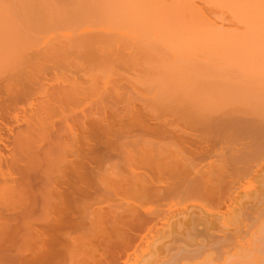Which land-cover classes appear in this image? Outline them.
Masks as SVG:
<instances>
[{"label":"rangeland","instance_id":"374dc122","mask_svg":"<svg viewBox=\"0 0 264 264\" xmlns=\"http://www.w3.org/2000/svg\"><path fill=\"white\" fill-rule=\"evenodd\" d=\"M23 41L25 42V44L23 42L18 48L20 51L21 47H23V44V48L28 46H25L27 44V40ZM117 45L119 46L116 47L115 44L114 46H111V50H117L123 46L121 43H118ZM111 47H107L108 49H104L103 53L98 52V56H102V58H97V55L95 56L94 54L97 53L95 51L93 53L94 55L92 54L93 57H91V53L93 52L91 50L81 51L77 49H69V53H66L67 51L65 53L64 51L63 53H61V51V55L58 54L57 57L56 55H52L51 57L45 56V58H48H46L47 60H45V58H42L41 54V56L35 57L34 60H31V62L25 66L24 64H22V62H20L24 67H20V63H16L19 67L13 68L14 65H11L12 61L9 62L7 60V62L11 63L9 64L11 68L7 67L9 69L8 70L7 68H2L3 64L1 63L0 149L2 150V158H0V195L2 196V199H0V202L3 201L4 204L0 206V264H33L35 262V264H198L200 262V264H212V261V263L207 262L209 260H215L216 262H218L221 260L222 255L226 252L225 249H227L228 252L229 248L230 252L233 250L232 247H237V241L235 240L236 237L234 234H239L240 231L238 232L237 228L233 226L232 222H230V224L232 223V227L228 226L230 228L228 229V227H226L222 223L223 216L224 222H226L228 216V221H232V219L234 218V216L232 217L233 214L236 215L237 213H247L251 211L249 218L250 221V219L252 220L255 217V214L252 215L255 209H264V128L261 129V127H259L260 129H257L256 125L250 127L251 124H247V121H245L244 119L243 120L245 122H243L242 119V121H239V119L238 122H233V124H226L228 126H225V124H221L222 127L218 125L220 128L218 126L214 127L215 130L213 128H209L207 130L205 128L202 129L198 125V119L201 117L200 115H203V113H217L231 106L230 103H232L233 106L237 107V104L235 105L233 101L240 100L241 98H239L238 96H234L229 97L230 100L226 98L224 99L219 95V93L222 92L221 90H224L225 92L231 90L234 91V93L239 94L240 91L246 89V92L248 91L250 93L251 91L256 89L255 85L259 84L257 83V81H259L260 83H262V81L264 82V69L261 70L262 72L260 76H256L258 72H253L257 71L255 69L257 66L254 67L256 63L253 65H240L241 68L240 66L234 67L227 66L225 64H223L224 66L222 64L216 65L217 69H219L220 67V72L219 70L214 69L216 68V66L214 67L210 65L214 69L212 70L208 64V66H204L203 64L202 66L200 65L192 69L191 67L186 69V67L181 66V69L180 67L178 68V70L176 69L177 73L173 71L175 70V68H171L170 73L172 72V74H177L176 76H178V82L176 83L175 81H172L168 78L170 80L169 82V80L166 79V81L169 82L168 84L166 82L168 88L170 89V85L172 87V90L170 89V91L167 86L162 84V82L159 83L160 81L153 80L155 79H152L153 76L150 77L152 81L149 80V78L147 79V76H151V74H153V71H147L151 74L148 73L145 78L146 71L143 72V70L145 69H137L140 67L139 64H141L142 62L140 61V63L138 64L136 62H138V59L144 54H138V52H134L135 55L134 53L133 55L131 54V59L130 54L127 53V51H123V49H121L119 51L117 50V53L115 50L114 52H112V54L114 53L112 55L110 53ZM30 51L31 50L28 49L25 54H33H30ZM209 52L210 53L204 54V56L209 57L214 55L213 52ZM118 53L121 55H119ZM125 53H127L130 58L129 56L125 55ZM164 53L169 56V52ZM239 53L237 54L241 56H250V54H257L248 51H240ZM16 54L18 53H15L14 55ZM187 55L189 60H192V58H194V56L190 53H187V51L181 52V58H183V60L188 59L186 58ZM126 56L128 58H125ZM10 57L12 56L10 55ZM66 57L69 60H64V58ZM90 57L91 59L95 58L96 62V59H106L104 67H102L99 62L97 63V65L99 64V67H96V64L93 65L92 61L91 63H89V60H91ZM109 59H115L117 62L115 60L111 62ZM142 59L143 57L140 58V60ZM147 59H149V57H147ZM49 60L52 61L50 62ZM109 61L111 62L110 64ZM133 62L135 63V65H133ZM6 64L8 65V63ZM136 64L139 67H137ZM126 65L130 66L129 69ZM105 66L109 68H106ZM54 67L58 68L55 69ZM89 67L94 69H91ZM207 67L209 69H207ZM97 68H100L101 71ZM102 68H104V70H102ZM205 68L207 71H205ZM224 68L226 69L225 71ZM229 68L230 71H228ZM89 69L91 73L90 78V74L88 73ZM14 70L16 72H14ZM158 70H155L154 72L156 73ZM161 70H164V72H160ZM161 70L159 71L158 76L163 75L164 77L166 74V69L161 68ZM169 70L167 71L169 72ZM180 70H183L185 72ZM179 71L182 73V78L185 82L179 79L181 78V73H179ZM226 71L229 75L225 73ZM99 72H101V74H99ZM140 72L145 74H142ZM197 72L200 74H198ZM201 72L205 73L204 75H206L207 78H205L206 76L203 77V73ZM137 73L140 75H138ZM187 73L190 74L188 75ZM142 75L145 78L143 81L144 86L141 83L140 79ZM185 75L189 79L185 77ZM194 75H196L197 77L195 76L194 78ZM16 76L17 78L15 79ZM129 77L133 78L130 79ZM163 77L161 76V78ZM184 77L187 79H184ZM92 79L93 82H90L92 81ZM222 80L224 81V83L222 82ZM233 81L234 83L232 84ZM247 81L251 83L250 86L249 82L246 84ZM225 82H227V84ZM254 82L257 84L252 86ZM92 83L93 85L95 84L97 86H93ZM139 83L141 84L139 85ZM198 83H200V85ZM241 83L245 85L242 86ZM177 84H179V87ZM142 86L144 88H142ZM159 86L162 88L159 89ZM205 86L206 88H204ZM211 86H213L214 88ZM246 86H249L250 88ZM4 87L6 88L4 89ZM121 87L126 91H123ZM126 87L128 88V90ZM156 87H158L159 90L168 89L167 92H172V95L176 92L175 95L177 96L174 95L172 97H174L175 103H178L180 106L178 104H174V100L171 97L170 100L172 101V103L171 101H169V105H171V108L169 107V105H165L164 107L162 101L158 102V104L156 103L158 105L157 107V105H155L156 100L154 101L152 99L153 97H151L152 94H150V92H153L154 94V91L152 90H158ZM241 87H244L243 90ZM10 88L13 89V91ZM16 88H18L19 91ZM179 88L180 90H178ZM194 88L196 89L194 90ZM257 88H259V86ZM6 89L7 91H5ZM90 89H92L91 91L93 92H91ZM106 89H108V94L107 91H105ZM209 89L211 90V92ZM8 90H11V92H9ZM69 90H72L73 92H68L70 95H73H71V98H73L74 100L76 98H79L77 99V101L71 99L69 97V94L67 95V91ZM159 90L157 92H159ZM87 91L88 94L86 93ZM94 91L97 92L95 93ZM201 91L204 93H202ZM13 92H15L16 94ZM64 92L66 93L67 97L64 98L63 96L65 100L61 99L62 95H65ZM76 92L81 95H79L78 97V94ZM258 92L262 93L261 90L259 91V89ZM52 93H55L54 96H57L58 98V94H62L60 95V99H57L58 102L57 100L55 102L53 101L54 97H52ZM145 93L147 94L145 95ZM208 93L211 96H209ZM121 94L122 96H120ZM123 94L125 95V97ZM190 94L191 98L189 96ZM109 95H112L115 102H112L110 98H108L110 97ZM180 95H182V98H180ZM184 95L189 101L188 106V101L185 99ZM25 96L27 97V99ZM85 96H88L87 100ZM127 96L130 98L127 99ZM143 96L144 98L146 96L151 97L152 100H150L153 102H149V99L145 100L144 102ZM122 97H124V99ZM175 97L178 98V100H182V104L180 103V100L179 102H176L177 99ZM183 98L185 99L186 105H184L183 103ZM87 101H90L91 103ZM101 101L103 104L106 102L109 105L107 106L106 103L102 105ZM191 101L193 104L191 103ZM125 102L127 103L125 104ZM169 102L167 101V103ZM110 103L113 105H111ZM164 103H166L165 100ZM49 104L51 107L49 106ZM70 104H73V106H75L73 107ZM173 104L174 106H172ZM225 104L227 106L224 108ZM45 105L48 106L46 107ZM56 105H59V107ZM104 106L105 108L107 107V109H105ZM262 106V104L257 105L258 108H263ZM204 107L206 108L204 109ZM219 108L221 109L219 110ZM45 109H47V112ZM52 109L54 111H52ZM201 109L207 111L203 112V110ZM209 109H212L211 112L209 111ZM75 111H77L78 113H76ZM93 111L95 113H93ZM192 111L194 112V115L196 114V117H193L194 115H191L193 113ZM34 112H37V114ZM45 112L47 114H45ZM50 112H52V114ZM188 112H190V116H188ZM84 114H86V117L84 116ZM36 115H38V118H36ZM95 116L96 118L101 117L100 119H103L104 123L106 122V119L110 121V119L112 118L111 120L113 121V123H115L112 127L113 131L112 133H110V135L109 133L100 131L101 128L97 130V128H94L92 126L90 127V121H92L93 118L96 119ZM47 117H49V119H47ZM37 119L40 120L38 121ZM29 121H32V123H30ZM34 123L37 125H34ZM166 125L168 126L167 128L165 127ZM147 126H149L150 128L161 127L167 132L165 131L164 133H162V135L157 134L154 131H150L149 129L147 130ZM188 126H190L191 128ZM168 128L172 131L170 130V132ZM30 130H32L33 132ZM26 134H28V137ZM179 137H183V139H188L190 137L191 138L185 140V142L187 143L186 144L184 141H179L181 140L179 139ZM16 139H18V141L21 140L22 144L21 146H19L21 149L23 148L22 153H19L18 149L16 148ZM26 140L28 144L27 142H25ZM261 141L263 143H261ZM181 142H184V144H182ZM188 143L189 146H187ZM260 144L263 145V149L260 148ZM23 145H25V147ZM148 148H151L152 150H149ZM147 152L148 154H146ZM160 152L163 153L161 154L162 156L160 155ZM149 154L151 155V157L149 156ZM12 155H16V160L13 162L9 159L10 157H12ZM51 159L53 162L51 161ZM82 162L84 163L81 164ZM55 163H57V165H55ZM225 164H227V166ZM59 165L62 167H60ZM217 165L220 166L217 167L218 170L216 168L212 171V169ZM72 166L77 169L79 167V170L81 169L80 171L84 173V177L87 175L83 179L82 183L79 179L76 178L74 174L76 170H74V168L72 169ZM188 166H190V168ZM206 167H209V169H205ZM243 167L245 170L247 168L248 171H245ZM67 168L69 169V174L67 173ZM228 169H230L231 174ZM241 169L246 173L242 172ZM221 171H223L224 177L223 175H221ZM96 173L99 174V177ZM134 173H136L135 175L137 176H135ZM228 174L231 176H229ZM69 175H71V178H69ZM102 175L103 177H107L105 179L106 181H104ZM117 176H119L121 179H119V177ZM64 177H68L67 181ZM203 177L206 178L203 179ZM214 177L216 179L218 177L221 178L222 180L218 178L221 181L217 179L219 182H221V184ZM99 178L101 180H99ZM134 178H137V180ZM97 179L99 181H97ZM212 179L214 181L216 180V183H219V185L217 184L218 186L215 185L214 182H212L213 184L211 183L213 186H217V189L219 191L215 189L216 191L214 190L213 192L210 190V188H207L209 187L208 185L204 186L205 183L207 184L208 182L213 181ZM68 180H71L74 183L78 182V184L74 185L76 187V190L78 186L82 188H79V190L75 191L76 193L74 194L76 196H67L69 199L64 194H61L63 191L65 192L68 189L66 187L68 186ZM126 180L127 182H125ZM196 181L197 183L200 182V184H203L201 185V187H205L208 190H203V188L201 189L200 186L195 187L194 184L197 185V183L194 182ZM145 185L148 186V189L149 187H152L151 189L153 190V192L152 190L151 192L147 191V187ZM64 186L66 187V189L63 190ZM106 186L108 187V189L106 188ZM190 186L191 188H193L191 189ZM198 187L200 188L198 189ZM232 190L235 191L233 192ZM237 190L239 196H235V194H237ZM259 209H257L256 211H258ZM225 214L227 215L226 219ZM202 218L204 220H201ZM231 231L235 233H232ZM226 233L227 235H225ZM244 234L247 235L246 232L242 230V235L244 236ZM222 251L224 253H222ZM210 252L211 254L213 253L212 256L210 255ZM206 255H210L211 257L208 258L206 257ZM34 259L35 261L31 262ZM150 259L151 262L149 261ZM25 260L26 262H23Z\"/></svg>","mask_w":264,"mask_h":264},{"label":"bare ground","instance_id":"6f19581e","mask_svg":"<svg viewBox=\"0 0 264 264\" xmlns=\"http://www.w3.org/2000/svg\"><path fill=\"white\" fill-rule=\"evenodd\" d=\"M23 40H27V44L24 47L25 42ZM24 42L23 47H21V51L18 49L21 44ZM118 43H121L123 46L121 47L120 45V49H117L118 51L123 49V51H127V53L133 55V53H137L138 54H144L143 57V61L140 60V57L138 60V62H136L137 64L140 63V61L142 62L137 69L143 68L145 70H143L142 74H145V78L146 76L149 74H151L150 72L147 71H153V74H151V76H147V79L149 78V80L152 81L153 80H157L160 81L159 83L162 82L163 85H166V79H170L172 81H175L176 83L178 76H176L175 74H172L171 68H175L178 70V68L181 66L186 67L187 68H196L198 66H202L204 64L205 65H211V66H216V65H227V66H240V65H247V64H255V66H257L255 69L257 71H253V72H258L256 74V76H260L261 74V70L264 69V0H0V68H1V63L4 65H2V68H11V65H14L13 68L15 67H21L23 66L22 64L28 65L31 60H34L35 57L37 56H41L42 54V58H45V56L47 57H51L52 55L57 57L58 54L61 55V53H69L70 50L72 49H77V50H91L93 51L91 53V55L95 52H99V53H103V50L106 49L107 47H111L114 46V44L116 45V47H118L119 45H117ZM27 48V49H26ZM114 48V47H113ZM25 49V50H24ZM30 49V54L31 55H26L25 52H27V50ZM70 49V50H69ZM108 49V48H107ZM112 47L110 48V53L112 54V52H114L116 49H114L113 51L111 50ZM16 50V51H15ZM34 50V51H33ZM116 50V53H117ZM14 51V52H13ZM24 51V52H23ZM62 51V52H61ZM190 53L194 56V58H192V60H189L188 55L186 58L188 59H184L181 58V52H186ZM209 51L213 52L214 55L213 56H209L206 57L204 56V54L206 53H210ZM240 51H248V52H252V53H257L254 55L250 56H241L239 55ZM61 52V53H60ZM73 52V51H72ZM71 52V53H72ZM121 52V51H120ZM164 52H169V56L166 55V53ZM13 53V54H11ZM15 53H18L16 55H14ZM94 53L95 56L97 55V58H102V54L100 55L101 57H99V53ZM108 53V52H107ZM109 53V54H110ZM115 53V54H116ZM127 53H125V55L129 56ZM134 53V55H135ZM239 53V54H237ZM22 54V55H21ZM29 54V53H27ZM93 54V55H94ZM114 54V53H113ZM112 54V55H113ZM119 54V53H118ZM123 54V53H122ZM137 54V55H138ZM168 54V53H167ZM229 54V55H226ZM247 54V53H246ZM10 55L12 57H10ZM19 55V56H18ZM44 55V56H43ZM50 55V56H49ZM93 55L91 57H93ZM121 55V54H119ZM166 55V56H165ZM183 55V54H182ZM16 56V57H15ZM65 56V55H64ZM63 56V57H64ZM67 56V55H66ZM69 56V55H68ZM88 56V55H87ZM125 58H128V57ZM129 56V58H130ZM184 56V55H183ZM46 57V58H47ZM62 57V56H61ZM90 57V59H91ZM138 57V56H137ZM146 57V59H145ZM147 57H149V59H147ZM13 58V59H11ZM45 58V60H47ZM54 58V57H53ZM67 58V57H66ZM64 58V60H69L68 58L66 59ZM136 58V57H135ZM151 58V59H150ZM56 59V58H55ZM54 59V60H55ZM72 59V58H71ZM93 59V60H92ZM91 60H89V63H93L96 64V67H99V64L97 65V63L99 62L100 65L102 67H104L105 65V60L106 59H96L97 62L95 61V58H92ZM132 59V56H131ZM7 60L9 62H7ZM53 60V61H54ZM101 60V61H99ZM103 60V61H102ZM110 60V59H109ZM115 60V59H113ZM113 60H110L111 62H113ZM117 60V58H116ZM115 60V61H116ZM128 60V59H126ZM5 61V63H4ZM50 61V60H49ZM47 61V62H49ZM52 61V60H51ZM50 61V62H51ZM74 61V60H73ZM86 61V60H85ZM108 61V60H107ZM109 61V64L111 63ZM121 61V59H120ZM131 61V60H130ZM22 62V64L20 63ZM55 62V61H54ZM95 62V63H94ZM104 62V63H102ZM117 62V61H116ZM126 62V61H125ZM135 62V61H134ZM133 62V63H134ZM8 63V65L6 64ZM20 63V65L18 66L17 64ZM130 63V62H129ZM71 64V63H70ZM114 64V63H113ZM119 64V63H117ZM116 64V65H117ZM121 64V62H120ZM124 64V62H123ZM122 64V65H123ZM128 64V61H127ZM131 64V63H130ZM129 64V65H130ZM6 65V66H5ZM16 65V66H15ZM89 65V64H88ZM107 65V64H106ZM115 65V66H116ZM135 65V63L133 64ZM143 65V66H141ZM207 65V66H208ZM23 66V67H24ZM32 66V65H31ZM51 66V65H50ZM55 66V65H54ZM109 66V65H108ZM127 66V65H126ZM210 66V67H211ZM224 66V65H223ZM22 67V68H23ZM56 67V66H55ZM54 67V68H55ZM92 67V64H91ZM89 67V68H91ZM106 67V66H105ZM128 69L130 66H127ZM250 67V66H249ZM7 68V69H8ZM12 68V69H13ZM58 68V67H57ZM55 68V69H57ZM109 68V67H106ZM114 68V67H113ZM160 68V69H159ZM162 69H166V74L163 77V75L158 76L159 71ZM223 68V67H222ZM227 68V67H225ZM224 68V71L226 70ZM239 68V67H237ZM241 68V66H240ZM253 68V67H252ZM11 69V70H12ZM21 69V68H20ZM19 69V70H20ZM32 69V68H31ZM35 69V68H34ZM86 69V68H85ZM94 69V68H91ZM100 70V68H97ZM112 69V68H111ZM125 69V68H124ZM127 69V70H128ZM159 69V70H158ZM170 69V70H169ZM198 69V68H197ZM201 69V68H200ZM199 69V70H200ZM207 69H209L207 67ZM212 70L217 69L216 68H212ZM244 69V68H243ZM248 69V68H247ZM9 70V69H8ZM102 70H104V68H102ZM110 70V69H108ZM121 70V69H120ZM136 70V69H134ZM141 70V71H142ZM155 70H158L156 73L154 72ZM169 70V72L167 71ZM185 70V69H184ZM203 70V68H202ZM201 70V71H202ZM223 70V69H221ZM233 70V69H232ZM251 70V69H249ZM17 71V69H16ZM14 70V72H16ZM25 71V70H24ZM34 71V70H33ZM88 71V70H87ZM101 71V70H100ZM106 71V69H105ZM126 71V70H123ZM183 71V70H180ZM179 71V73H181ZM205 71L206 68H205ZM230 71V68L229 70ZM234 71V70H233ZM246 71V70H245ZM2 72V71H1ZM21 72V71H20ZM64 72V71H62ZM111 72V71H110ZM133 72V71H132ZM137 72V71H136ZM135 72V73H136ZM160 72H164V70H161ZM185 72V71H183ZM189 72V71H188ZM192 72V71H190ZM195 72V71H193ZM204 72V71H203ZM201 72V73H203ZM211 72V71H209ZM220 72V70H219ZM223 72V71H222ZM221 72V74H222ZM238 72V71H237ZM236 72V73H237ZM243 72V71H242ZM252 72V71H251ZM7 73V72H6ZM23 73V72H22ZM29 73V72H28ZM57 73V72H55ZM89 78L91 76L90 73V69L88 72ZM87 73V74H88ZM104 73V71H103ZM102 73V74H103ZM134 73V74H135ZM177 73V72H176ZM198 73V72H197ZM226 74L227 71L225 72ZM224 73V74H225ZM230 73V72H229ZM250 73V72H249ZM16 74V73H15ZM85 74V73H84ZM99 74H101V72H99ZM138 74V73H137ZM136 74V75H137ZM162 74V73H160ZM188 75L190 73H187ZM194 74V73H192ZM196 74V73H195ZM200 74V73H198ZM205 73L202 74V76H206L204 75ZM213 74V73H212ZM233 74V73H232ZM239 74V73H238ZM247 74V73H245ZM264 74V73H263ZM22 75V74H21ZM26 75V74H25ZM28 75V74H27ZM30 75V74H29ZM80 75V74H79ZM86 75V74H85ZM140 75V74H138ZM170 75V76H167ZM180 75V74H179ZM216 75V74H214ZM229 75V74H228ZM255 75V73H254ZM19 76V75H18ZM33 76V75H32ZM31 76V78H32ZM88 76V75H87ZM93 76V75H92ZM100 76V75H98ZM153 76V77H152ZM161 76L163 78H161ZM196 75H194L195 78ZM201 76V75H200ZM199 76V77H200ZM212 76V75H211ZM233 76V75H232ZM238 76V75H237ZM253 76V75H252ZM264 76V75H263ZM262 76V78H263ZM20 77V76H19ZM139 77V76H137ZM143 77V79H142ZM141 79V83L143 84L144 81V76L142 75ZM152 77V79L150 78ZM181 78H179L180 80L184 81L182 78V73H181ZM185 77H187L185 75ZM184 79H187L185 78ZM192 77V76H190ZM197 77V76H196ZM209 77V76H208ZM218 77V76H217ZM222 77V76H221ZM251 77V76H250ZM17 78V76L15 77V79ZM93 78V77H91ZM124 78V77H123ZM130 78V77H129ZM133 78V77H132ZM130 78V79H132ZM207 78V76L205 77ZM227 78V77H226ZM246 78V77H245ZM243 78V79H245ZM248 78V77H247ZM7 79V78H6ZM19 79V78H18ZM22 79V78H21ZM79 79V78H78ZM121 79V78H120ZM168 79V80H169ZM189 79V78H188ZM210 79V78H209ZM240 79V78H238ZM256 79V78H255ZM261 79V78H260ZM8 80V79H7ZM34 80V79H31ZM91 80V79H89ZM122 80V79H121ZM125 80V79H124ZM169 80V82H170ZM207 80V79H206ZM235 80V79H233ZM250 80V79H247ZM17 81V80H16ZM87 81V80H85ZM97 81V80H96ZM116 81V80H114ZM129 81V80H128ZM134 81V79H133ZM147 81V80H146ZM156 81V82H157ZM164 81V82H163ZM171 81V82H172ZM192 81V80H191ZM199 81V80H198ZM201 81V80H200ZM232 81V80H231ZM245 81V80H243ZM10 82V81H9ZM14 82V81H13ZM21 82V81H19ZM18 82V83H19ZM27 82V81H26ZM93 82V79L92 81ZM108 82V81H107ZM106 82V84H107ZM123 82V81H122ZM121 82V83H122ZM136 82V81H135ZM138 82V81H137ZM149 82V81H148ZM167 82V84L169 83ZM185 82V81H184ZM190 82V81H189ZM193 82V81H192ZM205 82V81H203ZM202 82V83H203ZM216 82V81H215ZM222 82L224 83V81L222 80ZM236 82V81H235ZM249 81L246 82V84ZM253 82V81H251ZM8 83V82H5ZM25 83V82H23ZM31 83V82H30ZM33 83V81H32ZM86 83V82H83ZM118 83V82H117ZM139 83V85L141 84ZM145 83V82H144ZM174 83V82H173ZM182 83V82H181ZM187 83V82H186ZM191 83V82H190ZM201 83V82H200ZM200 83H198L200 85ZM218 83V82H217ZM220 83V82H219ZM227 84V82H225ZM234 83V81L232 82V84ZM240 83V82H238ZM259 83L258 85H255ZM257 83L254 82L253 85L254 86V90L251 91L250 93L247 91L246 89L243 90V88L245 87H241L243 91H240V93L237 95L236 93H234V91H224L221 90L222 92L219 93V95L222 98H226L229 99V97H234V96H238L239 98H241L240 100L237 101H233V103L236 106H233L232 103L231 106H229L227 109H224L222 111L219 112H214V113H203V115H200L201 117H197L198 119V125L200 128L202 129H211L213 128L215 130L214 127H217L218 125L221 126V124H225V126H228L226 124H233V122H238L242 121L243 119L245 121H247V124H251V126L256 125V128L258 129L259 127H261V129L264 128V82L262 81V83H260L259 81H257ZM147 84V82H146ZM145 84V86H146ZM151 84V83H150ZM153 84V82H152ZM155 84V83H154ZM171 84V83H170ZM189 84V83H188ZM194 84V83H193ZM237 84V83H236ZM242 84V83H241ZM250 82H249V86H250ZM37 85V84H36ZM60 85V83H59ZM87 85V84H86ZM93 85V83H92ZM95 85V84H94ZM93 85V86H94ZM116 85V84H114ZM131 85V84H130ZM133 85V83H132ZM131 85V86H132ZM138 85V84H137ZM179 87V84H177ZM176 85V86H177ZM235 85V84H234ZM245 84H242V86ZM92 86V89H93ZM97 86V85H95ZM129 86V85H128ZM136 86V85H135ZM144 86V84H143ZM142 86V88H144ZM149 86V85H148ZM147 86V89H148ZM151 86V85H150ZM162 86V85H161ZM164 86V87H165ZM174 86V85H173ZM195 86V85H194ZM214 86V85H213ZM211 86V87H213ZM224 86V84H223ZM231 86V85H230ZM246 86V87H249ZM251 86V87H252ZM259 86V88H257ZM261 86V87H260ZM9 87V86H6ZM4 87V89L6 88ZM16 87V86H15ZM61 87V86H60ZM59 87V89H60ZM73 87V86H71ZM88 87V86H87ZM106 87V86H105ZM134 87V86H133ZM141 87V86H140ZM160 87V86H159ZM184 87V86H183ZM190 87V86H189ZM196 87V86H195ZM203 87V86H202ZM23 88V87H22ZM89 88V87H88ZM122 88V87H121ZM127 88V87H126ZM152 88V87H151ZM158 89V87H156ZM162 87H160L159 89H161ZM168 88V86H167ZM171 85H170V89H171ZM174 88V87H173ZM181 88V87H180ZM180 88L178 90H180ZM188 88V86H187ZM197 88V87H196ZM194 88V90L196 89ZM200 88V87H199ZM206 88V86L204 87ZM203 88V89H204ZM214 88V87H213ZM232 88V87H231ZM250 88V87H249ZM248 88V89H249ZM11 89V88H10ZM18 89V88H16ZM37 89V88H36ZM83 89V88H82ZM87 89V88H86ZM90 89V91L92 90ZM96 89V88H94ZM123 91L124 88H122ZM153 89V88H152ZM151 89V90H152ZM158 89V90H159ZM166 89V88H165ZM169 89V88H168ZM167 89V90H168ZM169 89V90H170ZM190 89V88H189ZM236 89V88H235ZM261 90L262 93L258 92ZM13 91V89H11ZM11 90H8L9 92H11ZM15 90V88H14ZM26 90V89H25ZM63 90V89H62ZM75 90V88H74ZM73 90V91H74ZM77 90V89H76ZM85 90V89H84ZM108 89H106L105 91H107ZM115 90V88H114ZM128 90V88H127ZM138 90V89H137ZM142 90V89H141ZM157 90V91H158ZM167 90H159V92L155 90L154 94L153 92H150V94H152L151 97H153L152 99L155 102V105L158 104V102H161L164 104L163 106L165 107V105H169L171 101V97L174 96L176 94V92L172 95L171 93H169V91L167 92ZM172 90V89H171ZM170 90V91H171ZM182 90V89H181ZM201 90V89H199ZM210 90V89H209ZM219 90V89H218ZM226 90V89H225ZM7 91V89L5 90ZM17 91V90H16ZM19 91V89H18ZM135 91V90H134ZM140 91V89H139ZM205 91V90H204ZM213 91V90H212ZM239 91V90H238ZM73 93L72 90L67 91V95L69 93ZM79 92V90H78ZM93 92V91H91ZM95 92V91H94ZM97 92V91H96ZM95 92V93H96ZM128 92V91H127ZM137 92V91H136ZM156 92V94H155ZM179 92V91H178ZM186 92V91H185ZM197 92V91H196ZM199 92V91H198ZM202 92V91H201ZM211 92V90H210ZM256 92V93H253ZM15 93V92H13ZM19 93V92H18ZM37 93V92H35ZM77 93V92H76ZM85 93V91H84ZM88 94V91L86 92ZM184 93V91H183ZM191 93V92H190ZM204 93V92H202ZM216 93V92H215ZM16 94V93H15ZM54 97L53 101L55 102L57 99H60V95H62L61 93H59V98L56 96H54L55 93H52ZM65 95H62L61 99H64L66 97V93L64 92ZM78 94V93H77ZM83 94V93H82ZM108 94V91H107ZM125 94V93H124ZM123 94V95H124ZM128 94V93H127ZM139 94V93H138ZM147 93H145L146 95ZM180 94V93H178ZM192 94V93H191ZM191 94L189 95L191 98ZM209 94V93H208ZM217 94V93H216ZM26 95V94H25ZM40 95V94H39ZM70 95V94H69ZM72 95V94H71ZM71 95L69 96L71 98ZM81 94H78V97ZM93 95V94H92ZM91 95V96H92ZM96 95V94H95ZM129 95V94H128ZM141 95V94H139ZM154 95V96H153ZM188 95V94H186ZM194 95V94H193ZM196 95V94H195ZM199 95V94H198ZM204 95V94H202ZM8 96V95H7ZM64 96V98H63ZM73 96V95H72ZM89 96V95H88ZM88 96L86 97V100L88 99ZM90 96V97H91ZM110 100L113 102L114 98L112 97V95H109ZM116 96V95H115ZM114 96V97H115ZM119 96V95H118ZM122 96V94L120 95ZM142 96V95H141ZM177 96V95H175ZM182 98V95H180ZM209 96H211L209 94ZM23 97V96H22ZM26 97V96H25ZM68 97V100H69ZM125 97V95H124ZM124 97H122L124 99ZM128 97V96H127ZM136 97V96H135ZM148 96H146L145 98H147ZM151 97H148L147 99L144 98V102L145 100L149 99V102L152 100ZM179 97V95H178ZM185 97V95H184ZM207 97V96H206ZM218 97V96H216ZM42 98V97H41ZM67 98V97H66ZM92 98V97H91ZM101 98V97H100ZM120 98V97H119ZM130 97H128L127 99H129ZM140 98V97H139ZM138 98V100H139ZM142 98V99H143ZM174 100V97H172ZM176 98V97H175ZM187 97H185L186 99ZM197 98V97H195ZM200 98V96H199ZM205 98V97H204ZM237 98V99H239ZM21 99V98H20ZM19 99V100H20ZM27 99V97H26ZM73 99V98H71ZM76 98L75 100L77 101ZM99 99V98H98ZM132 99V98H131ZM151 99V100H150ZM176 102L178 100V98H176ZM185 99L184 100V105H186L185 103ZM189 99V98H188ZM202 99V98H201ZM206 99V98H205ZM219 99V98H218ZM234 99V98H233ZM40 100V99H39ZM43 100V99H42ZM65 100V99H64ZM74 100V99H73ZM74 100V101H75ZM116 100V99H115ZM120 100V99H119ZM158 100V101H157ZM164 100L166 103H164ZM187 100V99H186ZM230 100V99H229ZM34 101V100H33ZM72 101V100H71ZM79 101V100H78ZM117 101V100H116ZM129 101V100H128ZM131 101V100H130ZM167 101L169 103H167ZM181 104H182V100H180ZM188 101V100H187ZM232 101V100H231ZM44 102V101H41ZM39 102V103H41ZM58 102V100H57ZM61 102V100H60ZM90 102V101H87ZM104 102V101H103ZM115 102V101H114ZM118 102V101H117ZM153 102V101H151ZM208 102V101H207ZM217 102V101H216ZM219 102V101H218ZM91 103V102H90ZM102 103V101H101ZM106 103V102H105ZM104 103V104H105ZM109 103V102H108ZM127 102H125L126 104ZM137 103V102H136ZM157 103V104H156ZM172 103V101H171ZM192 103V101H191ZM206 103V102H205ZM228 103V102H227ZM239 103V105H238ZM45 104V103H44ZM53 104V103H52ZM56 104V103H55ZM58 104V103H57ZM65 104V103H64ZM102 103V105H104ZM107 104V103H106ZM111 104V103H110ZM124 104V105H125ZM138 104V103H137ZM161 104V103H159ZM174 104H178L175 103L174 100ZM174 104L172 106H174ZM193 104V103H192ZM191 104V105H192ZM199 104V103H198ZM219 104V103H218ZM240 104H244V105H240ZM263 105V108H258L257 105ZM61 105V104H60ZM69 105V104H68ZM71 105V104H70ZM109 104H107L108 106ZM113 105V104H111ZM179 105V104H178ZM189 105V101L187 103V106ZM209 105V104H208ZM215 105V104H214ZM224 105V104H223ZM46 106V105H45ZM48 106V105H47ZM46 106V107H47ZM50 106V104H49ZM59 107V105H56ZM62 106V105H61ZM73 106V104L71 105ZM75 106V105H74ZM73 106V107H74ZM130 106V105H129ZM161 106V105H160ZM162 106V107H163ZM180 106V105H179ZM201 106V105H199ZM218 106V105H217ZM222 106V105H221ZM227 105L225 104L224 108ZM51 107V106H50ZM55 107V106H52ZM63 107V106H62ZM78 107V106H77ZM84 107V106H83ZM93 107V106H92ZM112 107V106H111ZM121 107V106H119ZM124 107V106H123ZM158 107V105H157ZM169 107L171 108V105H169ZM176 107V106H175ZM261 107V106H260ZM49 108V107H48ZM67 108V107H66ZM105 108V106H104ZM110 108V107H109ZM147 108V107H146ZM188 108V107H187ZM206 107H204L205 109ZM258 108V109H257ZM40 109V108H39ZM56 109V108H55ZM71 109V108H70ZM75 109V108H74ZM84 109V108H82ZM107 109V107L105 108ZM138 109V108H137ZM190 109V108H189ZM215 109V108H214ZM213 109V110H214ZM221 108H219L220 110ZM41 110V109H40ZM47 112V109H45ZM73 110V109H72ZM77 110V109H76ZM80 110V109H79ZM78 110V111H79ZM97 110V109H96ZM95 110V112H96ZM139 110V109H138ZM162 110V108H161ZM164 110V109H163ZM170 110V109H169ZM180 110V109H179ZM203 110V109H201ZM212 109H209V111L211 112ZM37 111V110H35ZM52 111H54L52 109ZM63 111V110H62ZM81 111V110H80ZM105 111V110H104ZM114 111V110H113ZM131 111V110H130ZM205 110H203L204 112ZM207 111V110H206ZM205 111V112H206ZM45 112V114H47ZM74 112V111H73ZM76 113H78L77 111H75ZM84 112V111H83ZM87 112V111H86ZM90 112V111H89ZM93 111V113H95ZM99 112V111H98ZM142 112V111H141ZM154 112V111H153ZM174 112V111H173ZM182 112V111H180ZM193 112V111H192ZM197 112V111H196ZM37 114V112H34ZM42 113V112H41ZM52 114V112H50ZM126 113V112H125ZM138 113V112H137ZM143 113V112H142ZM190 112H188V116ZM44 114V113H43ZM55 114V113H54ZM59 114V113H58ZM128 114V113H127ZM126 114V115H127ZM141 114V113H139ZM147 114V113H146ZM50 115V114H48ZM86 114H84L85 116ZM96 115V114H95ZM102 115V114H101ZM177 115V114H176ZM181 115V113H180ZM192 116L194 115V112L191 114ZM32 116V115H30ZM34 116V115H33ZM38 118V115H36ZM97 116V115H96ZM95 116V118H96ZM113 116V115H112ZM111 116V117H112ZM161 116V115H160ZM52 117V116H51ZM82 117V115H81ZM86 117V116H85ZM98 117V116H97ZM110 117V116H108ZM185 117V116H184ZM196 117V114L193 116ZM53 118V117H52ZM90 118V117H89ZM101 118V117H100ZM100 118H96L92 121H90V127H94L97 128V130L99 128H101L100 131H103L104 133H112L113 131V121L110 119L107 120L106 119V124L104 123L103 119ZM179 118V117H178ZM191 118V117H189ZM47 119H49V117H47ZM46 119V120H47ZM60 119V118H59ZM109 119V118H108ZM118 119V118H116ZM180 119V118H179ZM242 119V120H241ZM38 120V119H37ZM40 120V119H39ZM38 120V121H39ZM163 120V119H162ZM243 120V122H245ZM33 121V120H32ZM32 121H29L30 123H32ZM51 121V120H50ZM60 121V120H59ZM180 121V120H179ZM28 122V123H29ZM41 122V121H40ZM175 122V121H174ZM190 122V121H189ZM242 122V123H243ZM36 123V122H35ZM34 125H37L35 124ZM187 123V122H186ZM240 123V122H239ZM241 123V125H242ZM253 123V124H252ZM105 124V125H103ZM170 124V123H169ZM245 124V123H244ZM5 125V124H4ZM33 125V124H32ZM50 125V124H49ZM187 125V124H186ZM190 125V124H189ZM246 125V124H245ZM29 126V125H28ZM27 126V127H28ZM39 126V125H38ZM48 126V125H47ZM120 126V125H119ZM32 127V126H31ZM34 127V126H33ZM37 127V126H36ZM58 127V126H57ZM166 128L168 127L167 125L165 126ZM190 127V126H188ZM219 127V126H218ZM222 127V126H221ZM244 127V126H243ZM242 127V128H243ZM249 127V126H248ZM29 128V127H28ZM116 128V127H115ZM114 128V129H115ZM147 130L149 129L150 131H154L157 134H161L164 133L166 130H163V128L158 127V128H150L149 126L146 127ZM177 128V127H175ZM181 128V127H180ZM191 128V127H190ZM220 128V127H219ZM225 128V127H224ZM9 129V128H8ZM20 129V128H19ZM34 129V128H32ZM83 129V128H82ZM92 129V128H91ZM169 129V128H168ZM174 129V128H173ZM194 129V127H193ZM260 129V128H259ZM171 129H169L170 131ZM179 130V129H178ZM222 130V129H221ZM24 131V130H23ZM27 131V130H25ZM32 131V130H30ZM172 131V130H171ZM170 131V132H171ZM184 131V130H183ZM201 131V129H200ZM220 131V130H219ZM33 132V131H32ZM37 132V131H36ZM167 132V131H166ZM26 133V132H25ZM155 133V134H156ZM183 133V132H182ZM215 133V132H214ZM21 134V133H20ZM32 134V133H31ZM166 134V133H165ZM164 134V135H165ZM178 134V133H177ZM205 134V131H204ZM213 134V132H212ZM28 137V134H26ZM154 135V134H153ZM168 135V134H167ZM180 135V134H179ZM188 135V134H187ZM204 136V135H202ZM214 136V135H213ZM157 137V136H155ZM160 137V136H159ZM158 137V138H159ZM162 137V136H161ZM173 138V137H171ZM170 138V139H171ZM185 138V137H184ZM191 138V137H190ZM188 138V139H190ZM26 139V138H25ZM28 139V138H27ZM31 139V136H30ZM77 139V138H76ZM178 139V138H177ZM179 141H184L187 139H183L179 137ZM183 139V140H182ZM187 139V140H188ZM217 139V137H216ZM33 140V139H32ZM158 140V139H157ZM161 140V139H160ZM175 140V139H174ZM192 140V139H191ZM263 140V139H262ZM23 141V140H22ZM164 141V140H162ZM166 141V140H165ZM178 141V140H177ZM178 141V142H179ZM27 142V140L25 141ZM88 142V141H87ZM149 142V141H148ZM184 142H181L182 144H184ZM200 142V141H199ZM198 142V143H199ZM16 143L17 146L16 148L18 149L19 153H22V149L20 148L21 146V140L18 141V139H16ZM31 143V141H30ZM65 143V141H64ZM164 143V142H163ZM162 143V144H163ZM174 143V142H173ZM186 143V142H185ZM194 143V142H193ZM261 143H263L261 141ZM28 144V142H27ZM70 144V143H69ZM175 144V143H174ZM187 144V143H186ZM197 144V143H196ZM20 145V146H19ZM169 145V144H168ZM172 145V144H171ZM176 145V144H175ZM179 145V144H178ZM181 145V144H180ZM264 145V143H263ZM263 145H259L260 148L263 147ZM25 147V145H23ZM27 146V145H26ZM38 146V145H37ZM184 146V145H183ZM182 146V147H183ZM189 146V143L188 145ZM68 147V146H67ZM146 147V146H145ZM150 147V146H149ZM157 147V146H156ZM172 147V146H171ZM258 147V145H257ZM29 148V147H28ZM37 148V147H36ZM66 148V146H65ZM69 148V147H68ZM120 148V147H119ZM140 148V147H139ZM144 148V147H143ZM161 148V147H160ZM187 148V147H186ZM185 148V149H186ZM149 149V148H148ZM184 149V148H183ZM263 149V148H262ZM261 149V150H262ZM35 150V149H34ZM40 150V149H39ZM145 150V149H144ZM149 150H152L151 148ZM239 150V149H238ZM1 149H0V158H2V153H1ZM8 151V150H7ZM148 151V150H147ZM172 151V150H171ZM263 151V150H262ZM48 152V151H47ZM260 152V151H259ZM50 153V152H49ZM122 153V152H121ZM129 153V152H128ZM158 153V152H157ZM166 153V152H165ZM186 153V152H185ZM7 154V153H6ZM11 154V153H9ZM130 154V153H129ZM148 154V152L146 153ZM152 154V153H150ZM149 154V156L151 157V155ZM163 154L160 152V155ZM180 154V153H179ZM178 154V155H179ZM188 154V153H187ZM186 154V155H187ZM191 154V153H190ZM203 154V153H202ZM205 154V153H204ZM128 155V154H127ZM144 155V154H143ZM159 155V154H158ZM159 155V156H160ZM54 156V155H51ZM129 156V155H128ZM148 156V155H147ZM148 156V157H149ZM154 156V155H153ZM162 156V155H161ZM167 156V155H166ZM242 156V155H241ZM49 157V156H48ZM149 157V158H150ZM153 158V157H152ZM239 158V157H238ZM10 161H15L16 160V155H12V157L9 158ZM29 159V158H28ZM185 159V158H184ZM248 159V158H247ZM83 160V159H82ZM142 160V159H141ZM157 160V159H156ZM178 160V159H177ZM189 160V159H188ZM187 160V161H188ZM246 160V159H245ZM251 160V159H250ZM32 161V160H31ZM52 161V159H51ZM56 161V160H55ZM154 161V160H153ZM162 161V160H161ZM165 161V160H164ZM180 161V160H179ZM182 161V160H181ZM186 161V160H184ZM204 161V160H203ZM231 161V159H230ZM243 161V160H242ZM256 161V160H255ZM53 162V161H52ZM152 162V160H151ZM160 162V161H158ZM196 162V161H195ZM212 162V161H211ZM210 162V163H211ZM228 162V161H227ZM248 162V160H247ZM254 162V161H253ZM258 162V161H257ZM58 163V162H57ZM57 163H55V165H57ZM74 163V162H73ZM84 162H82L81 164H83ZM131 163V162H128ZM187 163V162H186ZM191 163V162H190ZM189 163V164H190ZM208 163V162H207ZM241 163V162H240ZM16 164V163H15ZM80 164V165H81ZM150 164V163H149ZM223 164V163H222ZM54 165V164H53ZM75 165V164H74ZM79 165V164H78ZM188 165V164H186ZM211 165V164H209ZM227 166V164H225ZM60 166V165H59ZM191 166V165H190ZM190 166H188L190 168ZM193 166V165H192ZM219 165H217L215 168L212 169V171L214 169H216ZM224 166V165H223ZM62 167V166H60ZM78 167V166H77ZM81 167V166H80ZM83 167V166H82ZM196 167V166H195ZM220 167V166H219ZM222 167V166H221ZM246 167V166H245ZM74 168L75 173L73 171V173L75 174L76 178L79 179L82 183L83 179L87 176L84 177V173L82 171L73 167ZM130 168V167H129ZM211 168V167H210ZM227 168V167H225ZM238 168V167H237ZM249 168V167H248ZM20 169V168H19ZM47 169V168H46ZM68 169V168H67ZM205 169H209V167L205 168ZM222 169V168H220ZM244 169V167H243ZM1 170V169H0ZM66 170V169H65ZM84 170V169H83ZM191 170V169H190ZM201 170V169H200ZM211 170V169H210ZM218 170V168H217ZM226 170V169H225ZM230 171V169H228ZM245 170V169H244ZM241 169L242 172L248 171V169L246 168V170L244 171ZM49 171V170H48ZM63 171V170H62ZM69 169L67 170L68 173ZM202 171V170H201ZM205 171V170H204ZM216 171V170H215ZM240 171V170H239ZM134 172V171H133ZM224 177V173L223 171H221ZM228 172V171H227ZM65 173V171H64ZM130 173V172H129ZM199 173V172H198ZM218 173V172H216ZM226 173V171H225ZM235 173V172H234ZM246 173V172H245ZM244 173V174H245ZM52 174V173H51ZM69 174V173H68ZM67 174V176H68ZM71 174V173H70ZM95 174V173H94ZM99 177V174L96 173ZM114 174V173H113ZM136 173H134L135 175ZM215 174V173H214ZM220 174V173H219ZM218 174V175H219ZM231 174V171H230ZM72 175V174H71ZM71 175H69V178H71ZM101 175V174H100ZM133 175V176H134ZM200 175V174H199ZM210 175V174H209ZM208 175V176H209ZM217 175V176H218ZM229 175V174H228ZM240 175V174H239ZM238 175V176H239ZM246 175V174H245ZM65 176V174H64ZM74 176V177H75ZM114 176V175H113ZM137 176V175H135ZM134 176V177H135ZM183 176V175H182ZM185 176V173H184ZM187 176V175H186ZM190 176V175H189ZM206 176V175H205ZM213 176V175H212ZM231 176V175H229ZM234 176V175H233ZM237 176V177H238ZM47 177V176H46ZM116 177V176H115ZM119 177V176H117ZM121 177V175H120ZM119 177V179H121ZM123 177V176H122ZM181 177V176H180ZM178 177V178H180ZM221 177V176H219ZM218 177V178H219ZM236 177V176H235ZM52 178V177H51ZM61 178V177H60ZM66 178L65 180L67 181L68 177H64ZM63 178V179H64ZM96 178V177H95ZM104 181H106L105 179L107 177H103ZM114 178V177H113ZM182 178V177H181ZM187 178V177H186ZM206 177H203V179ZM215 178V177H214ZM217 178V179H218ZM232 178V177H230ZM245 178V177H244ZM118 179V178H117ZM125 179V178H123ZM129 179V178H127ZM137 180V178H134ZM133 179V180H134ZM140 179V178H139ZM216 179V178H215ZM216 179V180H217ZM221 179V178H219ZM218 179V180H219ZM64 180V181H65ZM99 180H101L99 178ZM97 179V181H99ZM131 180V178H130ZM132 180V181H133ZM213 180V179H212ZM215 180V181H216ZM217 180V181H218ZM222 180V179H221ZM219 180V181H221ZM225 180V179H224ZM234 180V179H233ZM237 180V179H235ZM68 186H66L68 189L61 194H64L66 197L67 196H73L75 195L74 193H76L75 191L82 189L81 187H79L76 190V187L74 186L75 184H78V182L74 183L71 180H68ZM76 181V179H75ZM109 181V180H107ZM120 181V180H119ZM122 181V180H121ZM146 181V180H145ZM177 181V180H176ZM190 181V178H189ZM209 181V178H208ZM214 180L211 182H208L207 184L205 183V185H208L209 187H207L208 189L210 188L211 191L214 192V190H218L217 186L219 185V183L221 184V182L216 183ZM228 181V180H226ZM50 182V181H49ZM127 182V180L125 181ZM129 182V181H128ZM131 182V181H130ZM142 182V181H141ZM140 182V183H141ZM205 182V180H204ZM212 182H214L215 185L217 186H213ZM230 182V180H229ZM232 182V181H231ZM80 183V184H81ZM102 183V181H101ZM106 183V182H105ZM114 183V181H113ZM120 183V182H119ZM138 183V182H137ZM192 183V182H191ZM194 183H197L194 182ZM212 183V184H211ZM227 183V182H224ZM250 183V182H249ZM85 184V183H84ZM125 184V183H124ZM147 184V183H146ZM211 184V185H209ZM231 184V183H230ZM65 185V184H64ZM115 185V184H114ZM129 185V184H128ZM134 185V184H133ZM203 184L197 183V185L194 184L195 187L200 186ZM236 185V183H235ZM103 186V185H102ZM108 186V185H107ZM106 186V188L108 189V187ZM139 186V185H138ZM137 186V187H138ZM146 186V185H145ZM211 186V187H210ZM224 186V185H223ZM222 186V187H223ZM232 186V185H231ZM61 187V186H60ZM65 187V186H64ZM63 190L66 189V187ZM99 187V186H98ZM123 187V186H122ZM143 187V186H142ZM147 187V191L151 192V188L148 186ZM174 187V186H173ZM198 187V189L200 188ZM213 187V189H212ZM221 187V189H222ZM234 187V186H233ZM52 188V187H51ZM114 188V187H113ZM135 188V187H134ZM160 188V187H158ZM191 188V186H190ZM193 188V187H192ZM191 188V189H192ZM203 187H201L202 189ZM207 188H203L208 190ZM236 188V187H235ZM157 189V188H156ZM247 189V188H246ZM55 190V189H54ZM58 190V189H57ZM162 190V189H161ZM215 190V191H216ZM225 190V189H224ZM60 191V190H59ZM82 191V190H81ZM219 191V190H218ZM222 191V190H220ZM233 191V190H232ZM235 191V190H234ZM233 191V192H234ZM153 192V190H152ZM157 192V191H155ZM163 192V191H162ZM180 192V191H179ZM226 192V191H225ZM78 193V192H77ZM183 193V192H182ZM220 193V192H219ZM238 195V190L236 192ZM214 195V194H213ZM219 195V194H218ZM229 195V194H228ZM1 196V195H0ZM8 196V194H7ZM76 196V195H75ZM227 196V194H226ZM239 196V195H238ZM249 196V195H247ZM246 196V198H247ZM61 197V196H60ZM87 197V196H86ZM178 197V196H177ZM234 197V196H233ZM68 198V197H67ZM237 198V197H235ZM264 198V196H263ZM262 198V199H263ZM2 199V196L1 198ZM61 199V198H60ZM63 199V197H62ZM69 199V198H68ZM221 199V198H220ZM251 199V198H250ZM226 200V198H225ZM235 200V199H233ZM232 200V202H233ZM238 200V199H237ZM249 200V198H248ZM257 200V199H256ZM259 200V198H258ZM257 200V201H258ZM253 201V199H252ZM226 202V201H225ZM249 202V201H248ZM256 202V201H255ZM259 203V202H258ZM257 203V204H258ZM2 204H4L3 201L0 202V206H2ZM255 204V203H254ZM260 204V203H259ZM264 205V204H263ZM231 206V204H230ZM258 206V205H257ZM260 207V206H259ZM3 208V207H2ZM6 208V207H5ZM230 208V207H229ZM4 209V208H3ZM2 209V210H3ZM259 209V208H257ZM255 209V211L257 210ZM1 210V209H0ZM8 210V209H7ZM253 212L252 215L255 214V217L250 221V212H241V213H237L236 215H232V217L234 216V218L232 219V221H228V219L226 220V222H224V216H223V221L222 223L228 227L231 226L232 227V223L233 226H235L239 232L234 234L235 235V240L237 241V247H232L233 250L229 252V248H228V252L227 249L226 252L224 253L222 251V253H224L222 255V258L220 261L216 262L215 260H209L207 263L211 262L212 264H264V209H259L256 212ZM113 212V211H112ZM207 213V212H206ZM236 213V212H235ZM206 215V214H205ZM204 215V216H205ZM226 215V214H225ZM230 215V214H228ZM203 217V216H202ZM220 217V216H219ZM227 215L225 216L226 219ZM16 218V217H15ZM102 218V217H101ZM231 218V217H230ZM201 220H204L203 218ZM206 220V219H205ZM217 220V219H216ZM231 220V219H230ZM12 221V220H11ZM228 221V222H227ZM193 222V221H192ZM195 222V221H194ZM201 222V221H200ZM206 222V221H203ZM230 222H232L230 224ZM106 223V222H105ZM179 224V223H178ZM181 224V223H180ZM194 224V223H193ZM222 224V225H223ZM251 224V225H250ZM183 225V224H182ZM223 225V226H224ZM185 226V225H184ZM183 229V228H182ZM228 229H230L228 227ZM176 230V229H175ZM242 230H244L246 232L247 235L244 234V236L242 235ZM230 232V231H229ZM232 232V231H231ZM228 233V232H227ZM227 233L225 235H227ZM235 233V232H232ZM240 235V236H239ZM183 237V236H182ZM231 237V236H230ZM229 237V238H230ZM170 239V238H169ZM231 239V238H230ZM234 240V239H232ZM7 241V240H6ZM231 241V240H230ZM165 242V241H164ZM17 243V242H16ZM153 243V242H152ZM151 243V244H152ZM190 243V242H189ZM230 243V242H229ZM148 244V243H147ZM146 244V245H147ZM231 244V243H230ZM179 245V244H178ZM222 245V244H221ZM229 245V244H228ZM235 245V244H234ZM157 246V245H156ZM223 246V245H222ZM152 247V246H151ZM225 247V246H224ZM227 247V246H226ZM62 248V247H61ZM180 248V247H179ZM198 248V247H197ZM201 248V247H200ZM223 248V247H222ZM64 249V248H63ZM151 249V248H150ZM158 249V248H157ZM48 250V249H47ZM159 250V249H158ZM162 250V249H161ZM220 250V248H219ZM218 250V251H219ZM3 252V251H2ZM149 252V251H148ZM205 252V251H204ZM216 252V251H215ZM43 253V252H42ZM49 253V252H48ZM47 254V253H46ZM207 254V253H206ZM210 255L212 256L213 253ZM210 255H206V257L210 258ZM4 257V256H3ZM149 258V257H148ZM147 258V259H148ZM16 259V258H15ZM33 259V258H32ZM20 260V259H19ZM35 261L32 260L31 262ZM147 261V260H146ZM151 262V259L149 260ZM16 262V261H15ZM23 262H26L23 261ZM22 262V263H23ZM29 262V261H27ZM153 262V261H152ZM36 263V262H35ZM33 263V264H35ZM148 263V262H147ZM201 263V262H200ZM198 263V264H200ZM205 263V262H204ZM30 264V263H28ZM130 264V263H128ZM197 264V263H196ZM206 264V263H205Z\"/></svg>","mask_w":264,"mask_h":264}]
</instances>
